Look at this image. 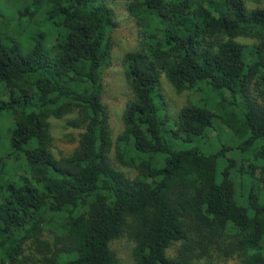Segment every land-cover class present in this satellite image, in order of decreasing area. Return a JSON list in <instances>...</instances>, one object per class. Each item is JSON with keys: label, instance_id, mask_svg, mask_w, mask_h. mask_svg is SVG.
I'll return each mask as SVG.
<instances>
[{"label": "trees", "instance_id": "1", "mask_svg": "<svg viewBox=\"0 0 264 264\" xmlns=\"http://www.w3.org/2000/svg\"><path fill=\"white\" fill-rule=\"evenodd\" d=\"M113 1L128 2L142 33L124 59L134 98L116 146L134 180L111 163L102 102L113 11L99 0H0V264H117L110 244L129 227L136 264L215 253L264 264V8ZM162 77L179 93L213 95L184 107L172 132L159 112ZM67 114L84 132L59 160L49 119ZM216 120L230 137L205 153L194 137Z\"/></svg>", "mask_w": 264, "mask_h": 264}, {"label": "rangeland", "instance_id": "2", "mask_svg": "<svg viewBox=\"0 0 264 264\" xmlns=\"http://www.w3.org/2000/svg\"><path fill=\"white\" fill-rule=\"evenodd\" d=\"M103 2L114 13V27L110 33L112 51L110 60L102 71L103 91L102 102L105 105L109 124L112 131L113 147L109 154L114 168L123 172L129 179H136L139 170L132 166L121 165L116 157V146L118 138L124 132V117L128 104L134 95L128 81L127 71L124 63L125 56L136 51L142 43V33L132 18L128 2L99 0ZM249 8H264V0H245ZM243 43L252 44L250 40L242 39ZM159 89V112L161 117L167 121V129L172 132L176 130L175 123L179 121L181 110L190 105L203 101L201 95L207 100L213 98L210 92L198 94L192 91L177 92L174 86L162 77ZM207 104L213 106L214 100H208ZM77 114H67L62 118L49 119V135L51 139V151L57 159L70 157L79 147L84 129L73 123L77 120ZM167 118V119H166ZM216 130L206 136H195L194 144L201 147L205 153H212L225 144L230 137L228 130L223 129L216 120ZM171 139V138H170ZM230 142V141H228ZM180 148L186 149L191 143H180ZM211 151V152H209ZM228 158L236 161L240 166V158L236 153H230ZM245 164H247L245 162ZM258 165H263L258 162ZM219 170L221 167L219 166ZM111 250L116 257L117 264H136L134 251L136 242L133 237V229L129 227L122 236L113 240L110 244ZM182 249L180 243L174 244L168 251L170 258H177ZM28 253V251H27ZM196 264H245L239 256L224 257L222 254H214L211 258L203 257Z\"/></svg>", "mask_w": 264, "mask_h": 264}]
</instances>
